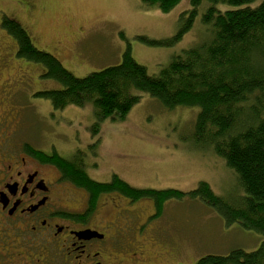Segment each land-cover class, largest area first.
Masks as SVG:
<instances>
[{
  "label": "rangeland",
  "instance_id": "1",
  "mask_svg": "<svg viewBox=\"0 0 264 264\" xmlns=\"http://www.w3.org/2000/svg\"><path fill=\"white\" fill-rule=\"evenodd\" d=\"M23 1L0 0V22L4 15L16 17L32 33L39 49L54 54L77 77L120 64L128 45L137 62L150 74H158L174 56L208 36L201 9L191 30L172 46L140 40L172 37L191 0H182L170 13L145 7L141 0H37L34 17ZM79 31L84 33L79 36ZM16 50V42L0 23V57L11 64L3 71L16 81L26 79L14 86L20 106L19 138L66 158L81 152L88 175L98 182H110L117 174L137 189L185 193L207 182L226 199L241 197L237 177L224 159L194 137L198 108L168 111L149 94L141 93L124 120H106L97 128L91 106H68L60 111L49 100L35 96L57 84L41 78L39 65L13 55ZM73 191L80 204L84 192ZM130 209L136 215L132 218L136 227L153 215L141 236L150 240L153 236L163 245L162 252L153 249L159 262L167 258L169 264H194L208 254L224 255L235 248L252 251L262 239L260 233L238 224L227 226L210 206L188 195L167 200L161 207L153 199L142 198ZM168 246L175 249L171 256L165 250Z\"/></svg>",
  "mask_w": 264,
  "mask_h": 264
},
{
  "label": "trees",
  "instance_id": "2",
  "mask_svg": "<svg viewBox=\"0 0 264 264\" xmlns=\"http://www.w3.org/2000/svg\"><path fill=\"white\" fill-rule=\"evenodd\" d=\"M145 7L170 13L182 0H141ZM170 38H140L149 45L172 46L193 27L199 11L208 36L173 57L158 74L137 62L128 45L120 64L77 77L54 54L39 49L32 33L16 17L4 15L1 27L16 42L17 58L39 65L41 78L57 88L35 96L62 111L68 106H91L95 127L106 120H124L141 93L156 99L165 110L198 108L193 134L224 159L238 181L241 197L226 199L201 182L189 193L178 190L137 189L114 174L110 182L92 179L81 152L66 159L54 153L49 162L64 176L88 191L118 192L132 201L153 199L161 205L186 195L210 206L227 226L238 224L262 235L260 245L235 248L224 255L208 254L194 264H264V0H191ZM96 132V131H95Z\"/></svg>",
  "mask_w": 264,
  "mask_h": 264
},
{
  "label": "flooded vegetation",
  "instance_id": "3",
  "mask_svg": "<svg viewBox=\"0 0 264 264\" xmlns=\"http://www.w3.org/2000/svg\"><path fill=\"white\" fill-rule=\"evenodd\" d=\"M23 4L34 17L37 0ZM10 65L0 57V264H162L154 250L163 245L141 236L153 215L136 227L130 209L135 201L118 192L92 200L48 161L54 150L16 136L21 119L14 86L26 79L16 81L4 72ZM80 163L88 166L83 155ZM73 189L84 192L80 204ZM169 248L171 256L175 249Z\"/></svg>",
  "mask_w": 264,
  "mask_h": 264
},
{
  "label": "water",
  "instance_id": "4",
  "mask_svg": "<svg viewBox=\"0 0 264 264\" xmlns=\"http://www.w3.org/2000/svg\"><path fill=\"white\" fill-rule=\"evenodd\" d=\"M84 237H86V238H90V237H92V235H91V233H85V234H84Z\"/></svg>",
  "mask_w": 264,
  "mask_h": 264
}]
</instances>
